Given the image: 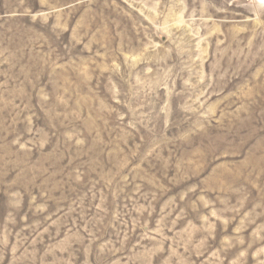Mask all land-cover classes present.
<instances>
[{"label": "rangeland", "instance_id": "374dc122", "mask_svg": "<svg viewBox=\"0 0 264 264\" xmlns=\"http://www.w3.org/2000/svg\"><path fill=\"white\" fill-rule=\"evenodd\" d=\"M0 264H264V1L0 0Z\"/></svg>", "mask_w": 264, "mask_h": 264}, {"label": "bare ground", "instance_id": "6f19581e", "mask_svg": "<svg viewBox=\"0 0 264 264\" xmlns=\"http://www.w3.org/2000/svg\"><path fill=\"white\" fill-rule=\"evenodd\" d=\"M261 1H264V0H261Z\"/></svg>", "mask_w": 264, "mask_h": 264}]
</instances>
